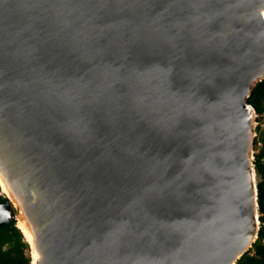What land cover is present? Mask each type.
Returning <instances> with one entry per match:
<instances>
[{
	"label": "water",
	"instance_id": "1",
	"mask_svg": "<svg viewBox=\"0 0 264 264\" xmlns=\"http://www.w3.org/2000/svg\"><path fill=\"white\" fill-rule=\"evenodd\" d=\"M263 80L264 0H0V224L32 264H237Z\"/></svg>",
	"mask_w": 264,
	"mask_h": 264
},
{
	"label": "trees",
	"instance_id": "2",
	"mask_svg": "<svg viewBox=\"0 0 264 264\" xmlns=\"http://www.w3.org/2000/svg\"><path fill=\"white\" fill-rule=\"evenodd\" d=\"M248 102L255 108L259 119L264 117V80L256 85ZM259 142L261 147L254 165L259 178L260 230L253 247L238 260L237 264H264V132L263 136L255 141V145ZM7 200L4 195H0V202ZM30 252V244L21 229L17 227V220L0 224V264H32Z\"/></svg>",
	"mask_w": 264,
	"mask_h": 264
},
{
	"label": "bare ground",
	"instance_id": "3",
	"mask_svg": "<svg viewBox=\"0 0 264 264\" xmlns=\"http://www.w3.org/2000/svg\"><path fill=\"white\" fill-rule=\"evenodd\" d=\"M0 185H1V188H2V191L4 194H6L7 196H10V194L8 193V190L6 188V185L5 183L3 182L1 176H0ZM17 224L18 226L24 231L25 235H26V238L27 240L31 243L33 241V235H32V232L29 230L25 220L19 216L17 217ZM32 256H33V259H34V263L36 261V259H38L39 255L37 253V251L35 250V248L33 247V250H32Z\"/></svg>",
	"mask_w": 264,
	"mask_h": 264
},
{
	"label": "rangeland",
	"instance_id": "4",
	"mask_svg": "<svg viewBox=\"0 0 264 264\" xmlns=\"http://www.w3.org/2000/svg\"><path fill=\"white\" fill-rule=\"evenodd\" d=\"M256 121L257 122H256V135H255V138H254V159H253V162L255 161L256 155L258 154L259 148L261 147V142H259L258 145H255V141L260 139L263 136V132H264V117H261L259 119V116H258ZM258 128H260V130H258ZM258 181H259V178H256V183H258ZM0 195H4V197H6L8 199V196L3 193L2 188H1V191H0ZM30 249H31L30 253H31V257H32V248H31V246H30Z\"/></svg>",
	"mask_w": 264,
	"mask_h": 264
}]
</instances>
